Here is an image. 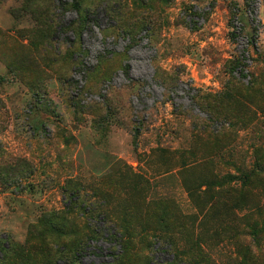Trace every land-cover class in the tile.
<instances>
[{"label":"rangeland","instance_id":"1","mask_svg":"<svg viewBox=\"0 0 264 264\" xmlns=\"http://www.w3.org/2000/svg\"><path fill=\"white\" fill-rule=\"evenodd\" d=\"M77 1L0 0V264H264V0Z\"/></svg>","mask_w":264,"mask_h":264},{"label":"trees","instance_id":"2","mask_svg":"<svg viewBox=\"0 0 264 264\" xmlns=\"http://www.w3.org/2000/svg\"><path fill=\"white\" fill-rule=\"evenodd\" d=\"M70 8H73L74 11L79 12V10H80L79 2L77 0H73V3L70 5ZM234 80L232 79L229 83H227L225 85V89H224L225 92H224L223 96H221L222 94L220 96L222 97L223 100L225 99V101L227 100V101H230V102H236V101H239L240 99L245 100L244 101L245 106L249 107L250 105H252L251 102L256 98V95H258V94H260L262 92V89L257 86V84L259 85V84H261L263 82L262 77H260V79H257V80L253 79L252 81H249L246 86L243 85L242 83H240L239 81H234ZM214 103H216V101ZM215 108L211 109V112H212L211 114H213V116H217L216 118H222V120L233 121V122H236V123L242 122L240 120V117L231 116L229 114L226 115L224 113H216V109ZM213 110H214V112H213ZM247 110H249V109H247ZM250 121H248V122H250ZM231 124L234 125L235 123H231ZM202 130L205 131L204 129H202ZM161 152L162 153H168L165 150H163ZM190 152H192V150L184 151V152H179L178 151L176 153L179 156H181V155L185 156L186 154H189ZM170 154L172 155V153H170ZM204 162L207 163L208 159H206ZM183 164H184V162H183ZM261 168L262 167H260L258 170H262ZM241 179H242L243 183L248 181V179H247V177L245 175H243V178H239V180H241ZM119 223L122 224L121 221H119ZM14 250H16V249H13V253H14Z\"/></svg>","mask_w":264,"mask_h":264}]
</instances>
